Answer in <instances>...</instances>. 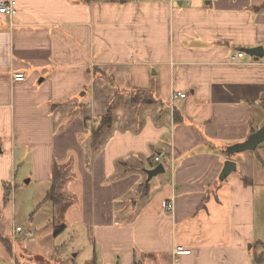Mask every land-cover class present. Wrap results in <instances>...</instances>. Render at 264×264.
Returning <instances> with one entry per match:
<instances>
[{
	"label": "crops",
	"instance_id": "crops-1",
	"mask_svg": "<svg viewBox=\"0 0 264 264\" xmlns=\"http://www.w3.org/2000/svg\"><path fill=\"white\" fill-rule=\"evenodd\" d=\"M15 7L12 18L0 13V207L11 213L0 257L17 264L37 233L33 216L53 213V204L32 209L15 224L7 192L23 180L47 185L45 195L64 167L73 199L61 233L83 223L90 261L264 264V141L226 153L264 125V0ZM227 159L236 168L220 180ZM159 163L164 172L146 183ZM17 226L33 235L17 240Z\"/></svg>",
	"mask_w": 264,
	"mask_h": 264
},
{
	"label": "rangeland",
	"instance_id": "rangeland-1",
	"mask_svg": "<svg viewBox=\"0 0 264 264\" xmlns=\"http://www.w3.org/2000/svg\"><path fill=\"white\" fill-rule=\"evenodd\" d=\"M64 173L66 176V170L62 167L58 180V171H55L58 180V190L62 195L65 194V198H67L63 202L55 204L53 200H44L45 195H43V193L47 188V185L35 184L34 181L24 184L23 180H21L20 184L17 183L15 187L13 184V191L9 190L5 196V199L9 198L10 203L13 201L15 204V224H20L22 226L26 225V220H29V214L27 215V212H31L32 209L36 210L38 208L45 210L46 207L50 208L53 204L52 216L51 210L48 213L44 212L41 216H33L36 227L34 228L37 233L33 238L27 239L26 243H21V249H17V253L13 256L16 261H21V264H99L96 260L90 261L92 259V257L90 258L92 244L87 238V233L84 228L85 225L83 223L81 224V227H69L63 233H61V231L59 234L54 235L55 227L67 224L65 222L66 217L63 210L65 208V203L67 202L69 205V202H72L73 199L70 196V193L68 194L67 192H64L65 190L63 191L65 182L64 179L62 180V176ZM9 179H11V176ZM44 201L48 202L45 204ZM260 207L262 212L259 217L261 218L262 216L264 220V204ZM10 215V209L5 211L0 207L1 232L7 233L9 231L11 225ZM260 232L264 235V230ZM22 237L26 239L28 238V235L23 233L22 235L17 236V240ZM253 246L255 245L253 244ZM17 247L16 244L15 248ZM254 248L257 249V247ZM0 264H12V261L11 259L10 261H7L6 258L0 257Z\"/></svg>",
	"mask_w": 264,
	"mask_h": 264
},
{
	"label": "water",
	"instance_id": "water-1",
	"mask_svg": "<svg viewBox=\"0 0 264 264\" xmlns=\"http://www.w3.org/2000/svg\"><path fill=\"white\" fill-rule=\"evenodd\" d=\"M247 53L250 54H261L262 47H253L246 49ZM264 141V125L259 129L251 133L247 139L242 142L236 143L226 148L227 155H231L233 153L242 152L246 150H253L258 144ZM236 168V164L233 160L227 159L224 161L221 173L219 175V179L223 180L227 177L232 171ZM164 167L161 163L157 164L155 167L151 169H145V173L147 174L146 183L149 182L152 176H155L158 173L164 172Z\"/></svg>",
	"mask_w": 264,
	"mask_h": 264
},
{
	"label": "built area",
	"instance_id": "built-area-1",
	"mask_svg": "<svg viewBox=\"0 0 264 264\" xmlns=\"http://www.w3.org/2000/svg\"><path fill=\"white\" fill-rule=\"evenodd\" d=\"M0 13L5 14L9 18H12L14 14L16 13L15 0H8L6 2H1L0 3ZM242 55H243L242 51L232 54L231 61L237 62V59L241 57ZM12 78L13 80H22L24 79V75L22 73H13ZM185 96L186 94L184 92L172 91L170 94V99L173 100L175 98H184ZM158 159H159V156H156L155 160H158ZM167 208L171 209L172 206L168 204ZM15 230L20 233H25L26 235H28V237L33 235L32 231L29 228H23V227L17 226ZM173 252L174 254H187L190 252V250L182 248V247H177L173 250Z\"/></svg>",
	"mask_w": 264,
	"mask_h": 264
},
{
	"label": "trees",
	"instance_id": "trees-1",
	"mask_svg": "<svg viewBox=\"0 0 264 264\" xmlns=\"http://www.w3.org/2000/svg\"><path fill=\"white\" fill-rule=\"evenodd\" d=\"M107 117H108V115H104L102 117V122L101 123H102L103 126L106 123ZM97 134H99V133H97ZM58 180H59V175H58ZM58 180H57V175H54L53 176V183L51 184V188L48 189L46 191V193H45V199L53 200L55 204H57L58 202H61V200H60L61 194H59L57 192V189H56L57 188V182H58ZM139 188L146 189V185H143V186L140 185ZM63 228H64L63 225L62 226L60 225V226L55 227L54 228V235L59 234L63 230ZM0 240L3 241V239H1V238H0ZM17 264H21V263L19 261H17Z\"/></svg>",
	"mask_w": 264,
	"mask_h": 264
}]
</instances>
